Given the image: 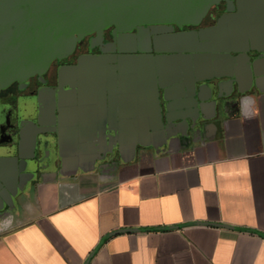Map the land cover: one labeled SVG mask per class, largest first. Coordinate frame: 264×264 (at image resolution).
<instances>
[{"label": "crops", "instance_id": "1", "mask_svg": "<svg viewBox=\"0 0 264 264\" xmlns=\"http://www.w3.org/2000/svg\"><path fill=\"white\" fill-rule=\"evenodd\" d=\"M232 3L23 100L0 264H264V0Z\"/></svg>", "mask_w": 264, "mask_h": 264}, {"label": "water", "instance_id": "2", "mask_svg": "<svg viewBox=\"0 0 264 264\" xmlns=\"http://www.w3.org/2000/svg\"><path fill=\"white\" fill-rule=\"evenodd\" d=\"M214 1L0 0V90L43 72L86 34L115 25L123 38V26L193 21Z\"/></svg>", "mask_w": 264, "mask_h": 264}, {"label": "flooded vegetation", "instance_id": "3", "mask_svg": "<svg viewBox=\"0 0 264 264\" xmlns=\"http://www.w3.org/2000/svg\"><path fill=\"white\" fill-rule=\"evenodd\" d=\"M232 8V0H216L193 21L157 22L143 26L141 32L137 27L123 26L125 32L130 35L123 38L120 37V31L115 25L84 35L76 42L72 52L54 59L43 72H37L24 80H15L0 90V141H10L15 137L14 134L21 122V107L26 97L36 96L44 87L58 85V70L61 66L74 64L85 54H110L118 57L123 53V49L135 53H140L141 49L154 52L156 36L199 28L212 21L220 12ZM147 35L152 42L151 46L147 42Z\"/></svg>", "mask_w": 264, "mask_h": 264}]
</instances>
